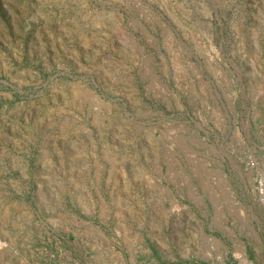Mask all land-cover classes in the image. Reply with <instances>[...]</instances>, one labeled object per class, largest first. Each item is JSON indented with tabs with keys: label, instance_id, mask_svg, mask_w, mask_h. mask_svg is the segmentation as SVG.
Listing matches in <instances>:
<instances>
[{
	"label": "rangeland",
	"instance_id": "obj_1",
	"mask_svg": "<svg viewBox=\"0 0 264 264\" xmlns=\"http://www.w3.org/2000/svg\"><path fill=\"white\" fill-rule=\"evenodd\" d=\"M264 0H0V264H264Z\"/></svg>",
	"mask_w": 264,
	"mask_h": 264
},
{
	"label": "built area",
	"instance_id": "obj_2",
	"mask_svg": "<svg viewBox=\"0 0 264 264\" xmlns=\"http://www.w3.org/2000/svg\"><path fill=\"white\" fill-rule=\"evenodd\" d=\"M260 144L262 147H264V137L261 139Z\"/></svg>",
	"mask_w": 264,
	"mask_h": 264
}]
</instances>
